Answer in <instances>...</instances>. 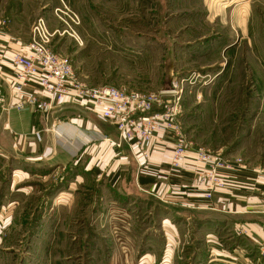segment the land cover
<instances>
[{"label":"rangeland","instance_id":"obj_1","mask_svg":"<svg viewBox=\"0 0 264 264\" xmlns=\"http://www.w3.org/2000/svg\"><path fill=\"white\" fill-rule=\"evenodd\" d=\"M43 1L49 5L34 21L44 17L52 32L69 30L57 14L71 24L80 41L68 33L57 34L52 47L90 86L174 91L183 116L185 95L193 97L198 84V93L204 98L216 96L217 88L225 87L215 107L220 114L216 129L226 130L230 145L213 149L209 134L197 147L243 167L232 177L230 191L264 188L258 181L264 179L260 173L264 165L254 166L235 152L243 136L232 131L234 122L260 111V63L264 56L248 54L247 47L254 49L264 41V8L254 7L249 44L239 23L247 8L233 0ZM220 9L225 10L221 18L226 22H210V11L220 14ZM66 14H75L78 25H72ZM233 15L236 23L231 22ZM228 34L234 39L229 40ZM229 41L236 44L235 52L221 53ZM218 71L230 76L228 84L216 83ZM212 84V90L206 89ZM193 122L195 125V118ZM181 126L189 140L185 124ZM40 136L41 130H34L23 139L40 141ZM15 162L0 150V264H197L192 262L191 245L185 243L188 231L179 227L174 236L171 224L177 217L171 212L178 211L183 200L167 190L169 180L161 179L154 190L142 188L133 168L111 173L97 167L88 169L79 161L31 169L32 173L24 176L25 166ZM239 176H244L246 185L236 180ZM213 194L211 199L203 197L206 202L200 206L211 207ZM230 234L221 232L222 237ZM260 247L259 256L250 264L263 259ZM201 259V264H206L208 257Z\"/></svg>","mask_w":264,"mask_h":264},{"label":"crops","instance_id":"obj_2","mask_svg":"<svg viewBox=\"0 0 264 264\" xmlns=\"http://www.w3.org/2000/svg\"><path fill=\"white\" fill-rule=\"evenodd\" d=\"M233 2V4H244V7L247 8L246 17L243 21L239 20V23L241 31L246 35L245 39L251 44L253 34L249 33V23L252 21L254 7L264 8V0H233ZM226 4L224 3V5ZM48 5L49 2L43 0H0V20L7 22L6 27L0 30V150L7 155L8 159H14L15 164L20 163L25 166L22 173L24 176H28V172L30 175L31 169H43L48 165L79 161L84 163L88 169L97 167L101 171L111 173L133 168L137 180L140 176L149 180L146 185L138 182L142 188L147 186L154 190L161 179L169 180L167 190L171 191V194L182 196L183 200L178 211L175 213L171 212L173 209L169 211L177 217L174 225L171 224V226L175 230V238L178 235L179 227L188 231L185 234L188 236L185 243L192 247V255L195 257L192 262L201 264L204 261L201 258L207 256L206 264H250L254 260L253 258L259 256V246L264 241V192H262L264 188L249 191H247L248 189L216 190L213 200L209 203L211 207L200 206L206 202L203 200L206 192L204 182L206 171L197 161L196 152L208 149L197 146H200L209 134L213 149H225L230 145L225 137L226 134H224L226 130L221 128L217 131L216 129L219 126L216 124H219L220 114L215 107L225 87L219 88V86L216 96L211 94L204 98L203 94L198 93V84L193 89V97H190V94L185 95L184 116L182 114L179 117L180 124L184 123L186 126L189 138L188 151L184 160L187 170L183 171L171 169L173 144L166 141L162 132L157 133L156 143L158 144L151 147L152 149L149 148L147 152H145L146 149L132 151L126 145L117 148L113 143L104 139L107 138L111 141L118 139V133L114 126L102 119L99 112L90 110L86 103L65 98L61 102H54L52 109L48 112L37 111L36 108L29 105L23 109L14 107L20 99L13 95L12 71L9 69L8 60L16 52L26 54L30 52L29 26ZM207 10L209 9L207 8ZM211 13L210 11L208 15L210 22L215 19L226 22V19L221 18L224 17L225 10L220 9L218 12L220 14L212 15ZM231 20L232 23H236L234 15ZM232 36L228 34L227 38L230 40ZM235 46L236 44L229 41L221 53H234ZM247 49V53L250 55L264 56V41L256 45L254 49L252 45H249ZM263 61L260 63L262 72L259 87L261 93L260 111L255 116L249 115L248 119L243 120V117L240 123L234 122L232 129L235 132L234 135H237L238 132L243 136L235 152L237 150L240 153L239 156H244L254 166L260 162L264 165ZM215 76L217 84L223 83L222 81L225 84L229 83L230 76L228 77L221 71H218ZM213 86L214 84L209 85L207 86L209 88L206 89L212 90ZM37 88V81L32 82L27 88L26 94L35 93ZM196 96L199 100L195 98ZM47 97L44 95V98ZM194 118L197 121L195 125ZM258 119L260 122L257 121ZM200 122L205 128L201 126ZM45 129L47 132L44 131ZM34 130H41L40 141L27 142L23 139ZM194 134L197 138L193 137ZM258 145L259 148H256ZM245 158H243L244 161ZM14 169L16 170V168ZM17 172L15 171L14 174ZM243 177L239 176L236 180L244 183ZM258 181L260 185H264L263 178ZM224 230L230 232V236L222 237L221 232ZM258 260L259 264H264L261 261L263 259Z\"/></svg>","mask_w":264,"mask_h":264},{"label":"built area","instance_id":"obj_3","mask_svg":"<svg viewBox=\"0 0 264 264\" xmlns=\"http://www.w3.org/2000/svg\"><path fill=\"white\" fill-rule=\"evenodd\" d=\"M61 10H57V12ZM72 25H78L75 14H66ZM69 30L52 32L44 17H38L31 27L30 52L14 53L8 60L12 71L13 95L20 99L14 105L23 109L33 106L37 111L48 112L53 103L65 98L86 103L90 110L99 112L102 119L114 126L118 139L111 141L117 148L126 145L130 150L153 148L157 133L162 132L166 141L173 144L170 167L173 171L187 170L184 160L188 151V140L179 122L182 115L179 98L174 91L141 92L115 86H90L84 83L70 62L56 53L52 47L54 37L68 33L76 41L80 37L71 24L57 14ZM7 22L0 20V30ZM37 81L38 88L33 94H26L29 85ZM44 95L48 96L44 98ZM172 96L165 100L166 96ZM151 148V149H152ZM146 154V153H145ZM197 161L204 167L208 192L207 199L212 198L215 190L229 189L232 177L243 170L237 163H228L220 154L200 150L196 153ZM264 174V170L260 172ZM217 188V189H216ZM260 255L264 259V242L260 247Z\"/></svg>","mask_w":264,"mask_h":264},{"label":"trees","instance_id":"obj_4","mask_svg":"<svg viewBox=\"0 0 264 264\" xmlns=\"http://www.w3.org/2000/svg\"><path fill=\"white\" fill-rule=\"evenodd\" d=\"M138 182L140 184L146 185L147 183H149V180H146L144 178H142L141 176L138 178Z\"/></svg>","mask_w":264,"mask_h":264}]
</instances>
